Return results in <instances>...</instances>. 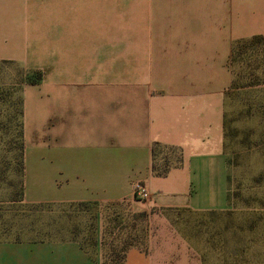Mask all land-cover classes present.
<instances>
[{"label":"crops","instance_id":"crops-1","mask_svg":"<svg viewBox=\"0 0 264 264\" xmlns=\"http://www.w3.org/2000/svg\"><path fill=\"white\" fill-rule=\"evenodd\" d=\"M258 37L264 52V0H0V62L45 69L24 101L22 202L128 203L148 229L124 264H203L171 218L227 209L231 56ZM0 264L96 263L76 239L0 238Z\"/></svg>","mask_w":264,"mask_h":264},{"label":"rangeland","instance_id":"rangeland-1","mask_svg":"<svg viewBox=\"0 0 264 264\" xmlns=\"http://www.w3.org/2000/svg\"><path fill=\"white\" fill-rule=\"evenodd\" d=\"M231 69L234 82L225 106L227 209L178 212L171 219L177 231L191 239L203 264H264V52L254 43L238 44ZM44 70L27 72L0 62V238L76 239L96 264H118L125 250L142 245L147 212H132L128 203L97 207L22 202L24 101L30 81H39L37 72L45 75Z\"/></svg>","mask_w":264,"mask_h":264},{"label":"trees","instance_id":"trees-1","mask_svg":"<svg viewBox=\"0 0 264 264\" xmlns=\"http://www.w3.org/2000/svg\"><path fill=\"white\" fill-rule=\"evenodd\" d=\"M252 44L254 43V44H256V45H259V44H261L262 43V38H260V37H258V38H255V40L253 41V42H251ZM245 44V43H244ZM236 47V46H235ZM235 51V48H234V50H233V52ZM233 57V53H232V56H231V58ZM37 75H38V77H39V81H30V83H31V85H36V84H38L42 79H43V73H41V72H37ZM154 157H157L158 155H157V153H156V149H154ZM164 160H165V163L163 164V170H157V167L154 165V170L156 171V173L157 174H159V175H165L166 173H167V171H168V169H169V158L167 157V156H164ZM128 250V249H127ZM127 250H125L124 251V253H123V257H121V259H120V261H119V263L118 264H124V261H125V253H126V251Z\"/></svg>","mask_w":264,"mask_h":264},{"label":"built area","instance_id":"built-area-1","mask_svg":"<svg viewBox=\"0 0 264 264\" xmlns=\"http://www.w3.org/2000/svg\"><path fill=\"white\" fill-rule=\"evenodd\" d=\"M135 196L137 198H140L144 201H148L150 200V195L148 194L146 188L143 186V185H138L136 188H135Z\"/></svg>","mask_w":264,"mask_h":264}]
</instances>
